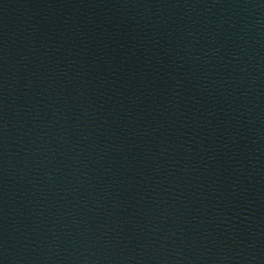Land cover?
Returning a JSON list of instances; mask_svg holds the SVG:
<instances>
[{
	"label": "water",
	"instance_id": "water-1",
	"mask_svg": "<svg viewBox=\"0 0 264 264\" xmlns=\"http://www.w3.org/2000/svg\"><path fill=\"white\" fill-rule=\"evenodd\" d=\"M0 264H264V0H0Z\"/></svg>",
	"mask_w": 264,
	"mask_h": 264
}]
</instances>
